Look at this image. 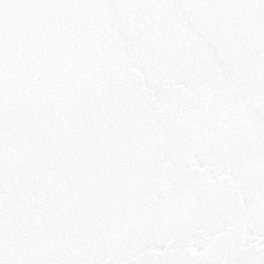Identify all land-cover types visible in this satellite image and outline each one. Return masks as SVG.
Listing matches in <instances>:
<instances>
[{
    "label": "water",
    "instance_id": "1",
    "mask_svg": "<svg viewBox=\"0 0 264 264\" xmlns=\"http://www.w3.org/2000/svg\"><path fill=\"white\" fill-rule=\"evenodd\" d=\"M34 17L38 28L48 13ZM6 78L135 112L119 143L180 169L128 225L138 260L237 264L264 253V0L174 3L78 54L10 64Z\"/></svg>",
    "mask_w": 264,
    "mask_h": 264
},
{
    "label": "snow or ice",
    "instance_id": "2",
    "mask_svg": "<svg viewBox=\"0 0 264 264\" xmlns=\"http://www.w3.org/2000/svg\"><path fill=\"white\" fill-rule=\"evenodd\" d=\"M174 3L193 0H0V264H149L128 225L180 169L119 143L135 112L6 77L10 64L78 54ZM40 9L48 19L34 28ZM237 264H264V253Z\"/></svg>",
    "mask_w": 264,
    "mask_h": 264
}]
</instances>
